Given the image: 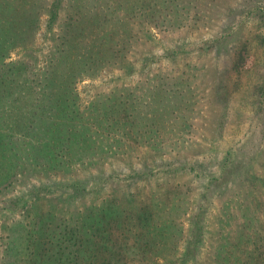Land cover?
<instances>
[{"label": "rangeland", "instance_id": "1", "mask_svg": "<svg viewBox=\"0 0 264 264\" xmlns=\"http://www.w3.org/2000/svg\"><path fill=\"white\" fill-rule=\"evenodd\" d=\"M7 1L11 7L21 0ZM53 1L40 0L35 36L8 43L6 61L45 67L60 44L58 19L77 13L85 37L128 38L122 58L133 67L104 62L79 74L72 90L41 97L49 104L48 127L65 135L50 154L53 169L42 153L34 158L19 130L22 113L12 109L14 91L0 85L8 104L4 114L0 105V264H50L55 250L40 256V247L59 252L65 230L81 224L90 237L91 223L108 220L103 214L115 197L131 212L153 194L168 197L162 208L170 243L112 254V264H264V0H61V13L52 17ZM99 42L113 46L109 37ZM28 48L34 57L25 56ZM59 98L67 111L50 109ZM122 99L131 106L120 111L126 120L111 125L103 117ZM70 110L85 128L67 122ZM42 224L53 231L39 246ZM87 243L95 248L91 238ZM64 257L61 264H94L73 242Z\"/></svg>", "mask_w": 264, "mask_h": 264}, {"label": "trees", "instance_id": "2", "mask_svg": "<svg viewBox=\"0 0 264 264\" xmlns=\"http://www.w3.org/2000/svg\"><path fill=\"white\" fill-rule=\"evenodd\" d=\"M5 1L6 0H0V85L3 87L6 85V88H8L7 90H11V92L14 91L13 97H11L13 103L12 109L14 110L13 112L22 113L21 117L18 116L19 130L23 131V133L21 132V137H23L24 142L27 141L30 144L29 146L35 150L34 158L39 160L40 157H42V153L44 155L42 158L46 160L48 168H57L58 165L54 161L55 158L51 159L52 155L50 154L54 153L53 148L56 147L55 142L61 141V138L65 135H62L61 129L60 132L56 133L55 130H51L48 127L50 121L45 119L43 114L47 112L49 104L41 101V97L45 95L52 96L55 94H62L65 87L68 85H70L69 88L72 90L71 86L76 82V78L79 74H82L87 68L89 70L100 69L104 62L107 64H114L115 66L126 64L127 67H125V70L130 72L133 67V62L130 60H123L122 56L125 54L122 52L126 47L121 46L125 43V40H128V38L119 32H115L111 36L105 34L101 37L99 33H95L92 38L85 37L83 34L86 28L80 26L84 15L81 14V16H76L77 13H74V16L71 17L72 19L65 18V16L62 19H58V21H60V26H58L60 27V31L58 33L59 38L56 39L58 40L57 43L60 44L56 45V48H53L50 51L45 67L37 68L39 63H37L36 60L29 64L25 60L20 62L6 61L9 53L8 49L10 48L8 43L13 47V45H20V42L28 39L30 36H35L34 31L39 20V9L42 8V5L40 4V0H31L30 2H32V4L29 0H21L16 6L10 7V2ZM29 3L33 6L29 8V15L24 16V13L27 12V7L24 6L29 5ZM61 3V0H54L51 3L50 11L52 17H57L59 16L58 14L61 13ZM16 14L18 15L16 16ZM65 19L69 20V22ZM89 19L92 20L90 17ZM51 20L54 21L53 18ZM132 34L133 33L130 34L129 40H132V36L134 35ZM107 37L113 42V46L109 50L104 49L101 42H99ZM78 39L82 40L85 45L74 44ZM34 52L35 49L28 48L25 56L32 57ZM106 52L108 53V56H106ZM121 66L124 65H120V67ZM28 87L30 91L26 90ZM28 91L31 92V94H29ZM1 94L3 96V93ZM28 97H30V99H28ZM62 98L64 99V94L62 95ZM63 99H57L55 105H50V109L54 111H56V109H60L61 111L66 109L67 111L69 105H65V103L62 102ZM126 101L127 100L122 99L119 102V105H122V107L118 110L114 109L110 117H103V119L107 122L111 121V125L113 122L119 123L126 120V117L122 116L120 112L122 109H126L130 106L125 104ZM123 102L124 104H122ZM1 103H3L1 114H4L5 108L8 104L5 106V101L2 100L1 102L0 99V105ZM24 104L28 106L29 109L27 108V110H25ZM134 107L138 110L137 105H134ZM70 115L71 110L69 111V114L66 115L67 122H71L70 120L80 122L78 118H75L74 116L70 117ZM94 120L96 121V119ZM80 123L85 128L86 123ZM62 129L63 133H65V129ZM68 131L72 132L77 138L82 135V133H78L72 128ZM99 135L101 136L102 134ZM81 141L84 145L86 144L85 138ZM85 147L86 146H83V148ZM29 151H31L29 154H33L32 149ZM62 164L69 166L72 163H64L62 161ZM72 182L74 183H70L71 185L69 182L67 184L75 187L77 184L75 181ZM135 198L136 197L132 195L131 199L129 198L130 200L128 199V201L134 203L137 201ZM119 200L118 197H115L113 205H111L112 210L110 211L107 209L104 212V216L108 213V220L105 218V221L103 220V222L91 223L90 227L93 229V232L90 234V237L86 235L84 232V225L81 224H78L73 228L74 230L67 229L64 232L62 231L63 234L67 236L61 237L59 245L60 253L54 248L42 246L47 235H49L45 234L43 238V234L48 233V231L50 233L53 231L51 229H45L44 224H42L41 229L42 231H45L42 233V237L39 241V246L42 247H40L41 249L38 255L45 256L53 249L55 252L51 255L49 261L50 264H61L62 260L65 258L64 255L66 254L67 247L73 242V244L76 245L77 250H79V253L83 252V254L88 256L87 259L90 263L94 262L95 264V261H99L100 264H112L110 259L112 254L119 256L127 255V252L132 247L137 248L136 250L141 251L142 253L149 250H160L170 243L168 234L172 235V233L165 231V221H163V219L166 211L162 208L168 204L166 203L169 201L168 197L165 199V202H163L164 199L161 200L157 194H153L149 199V202L140 206L136 211L131 212L126 210L125 207H123V209L119 208L121 203ZM89 210L90 208H87L84 214H87ZM80 214H83V212H80ZM53 217L56 216L53 214ZM171 222H173V220ZM56 226L57 229L59 225L56 223ZM116 229H118V234L116 233ZM54 232L57 233L56 231ZM103 237L104 242L102 243ZM89 238L95 241L94 249L87 245ZM67 254L69 255L67 257L68 259L70 257L74 258V253ZM253 255L255 254H252L249 257L254 258ZM261 255V252H259V257ZM80 257L81 255L79 254L75 255V258L80 259ZM256 257H258V253H256ZM102 260L106 263H102ZM75 261L76 260L69 262L74 263ZM119 262H121L120 258L118 264ZM79 263L82 264L81 261H79ZM37 264L47 263L44 261Z\"/></svg>", "mask_w": 264, "mask_h": 264}]
</instances>
